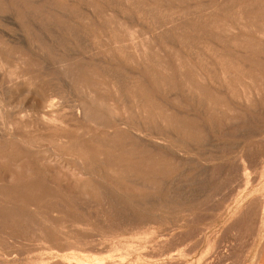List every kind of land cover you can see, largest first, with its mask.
Instances as JSON below:
<instances>
[{
	"label": "rangeland",
	"instance_id": "374dc122",
	"mask_svg": "<svg viewBox=\"0 0 264 264\" xmlns=\"http://www.w3.org/2000/svg\"><path fill=\"white\" fill-rule=\"evenodd\" d=\"M0 264H264V0H0Z\"/></svg>",
	"mask_w": 264,
	"mask_h": 264
},
{
	"label": "bare ground",
	"instance_id": "6f19581e",
	"mask_svg": "<svg viewBox=\"0 0 264 264\" xmlns=\"http://www.w3.org/2000/svg\"><path fill=\"white\" fill-rule=\"evenodd\" d=\"M45 66H46V65H45ZM25 93H26V92H25ZM13 106H14V105H13ZM27 106H28V108H29V105H27ZM7 107H9V106H7ZM15 108H16V107H15ZM17 108H18V106H17ZM37 108H38V107H37ZM37 108H34V109L36 110ZM43 108H44V107H43ZM18 109H19V108H18ZM14 110H16V109H14ZM14 110H13V111H14ZM32 110H33V109H32ZM10 111H11V110H10ZM29 111H30V110H29ZM36 111H37V110H36ZM11 112H12V111H11ZM41 112H42V111H41ZM20 113H21V112H20ZM20 113H19V114H20ZM43 113H44V112H43ZM22 114H23V113H22ZM30 114H31V113H30ZM34 114H35V113H34ZM46 114H47V113H46ZM20 115H21V114H20ZM25 115H26V114H25ZM27 115H28V114H27ZM39 115H40V114H39ZM41 115H42V114H41ZM47 115H48V114H47ZM34 116H35V115H34ZM35 118H38V115H37V117H35ZM50 118H51V117H50ZM43 119H44V118H43ZM51 119H52V118H51ZM43 121H44V120H43ZM43 121H42V122H43ZM44 122H45V121H44Z\"/></svg>",
	"mask_w": 264,
	"mask_h": 264
}]
</instances>
